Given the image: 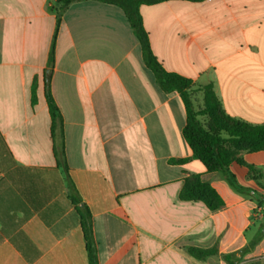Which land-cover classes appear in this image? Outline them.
Returning <instances> with one entry per match:
<instances>
[{
	"label": "crops",
	"instance_id": "1",
	"mask_svg": "<svg viewBox=\"0 0 264 264\" xmlns=\"http://www.w3.org/2000/svg\"><path fill=\"white\" fill-rule=\"evenodd\" d=\"M140 12L158 61L193 81L196 111L212 84L228 115L264 125V0L168 1ZM58 17L50 87L99 264H264L254 194L194 158L180 96L149 74L124 11L94 0H0V264H90L45 96ZM239 157L258 172L234 162L237 182L264 195V151ZM195 175L223 208L180 199ZM192 247L218 254L198 260Z\"/></svg>",
	"mask_w": 264,
	"mask_h": 264
},
{
	"label": "trees",
	"instance_id": "2",
	"mask_svg": "<svg viewBox=\"0 0 264 264\" xmlns=\"http://www.w3.org/2000/svg\"><path fill=\"white\" fill-rule=\"evenodd\" d=\"M79 0H60L64 7ZM111 4L121 8L134 34L140 42L144 64L150 70L156 83L165 94L176 93L180 96L185 112L186 125L183 130V137L192 149L194 158L202 162L210 173H222L230 186L242 194L252 193L258 198V207L264 213V195L250 191L241 186L230 166L237 162L247 167L251 173L258 171L254 166L246 164L239 155L243 152L257 153L264 151V125H253L228 115L221 101L214 92L212 84L205 86L202 91L205 95L204 108L196 111L192 98L193 81L178 73L167 71L155 56L148 32L144 26L140 12L142 6H154L168 1H189L203 3L208 0H94ZM61 24V17L57 20V29L52 48L48 59V68L45 71L46 79V100L52 120V137L56 146V156L59 166L67 178L69 198L76 207L80 216L84 236L87 242V251L90 264H99L96 245L93 239V224L90 211L79 196L76 186L69 176V168L66 162L64 143V121L60 108L58 107L51 91L50 82L55 66V46L57 32ZM32 103L37 101L36 84L32 87ZM206 117L207 125H204L200 118ZM226 135L227 137H224ZM174 164H186L188 159L171 160ZM180 199L190 202H202L211 211H218L224 207L225 202L218 191L208 182L202 180L200 175L188 177L180 193ZM189 254L198 260L218 254L217 248L200 249L189 248Z\"/></svg>",
	"mask_w": 264,
	"mask_h": 264
},
{
	"label": "rangeland",
	"instance_id": "3",
	"mask_svg": "<svg viewBox=\"0 0 264 264\" xmlns=\"http://www.w3.org/2000/svg\"><path fill=\"white\" fill-rule=\"evenodd\" d=\"M149 72V74H151L152 76H153V74L150 72V71H148ZM194 105H195V108H198L199 107V100H195L194 101ZM207 118L206 117H201V121H203V124L204 125H207ZM258 198L259 197H254L253 198V201L254 202H257L258 201ZM254 224H258V220L259 219H263L264 218V214H263V212L262 211H260L259 209H257L255 212H254ZM258 226V225H257ZM256 225H255V228L256 229H259V226L257 227ZM250 264H254V263H250Z\"/></svg>",
	"mask_w": 264,
	"mask_h": 264
}]
</instances>
